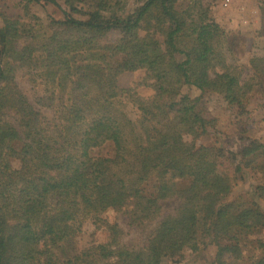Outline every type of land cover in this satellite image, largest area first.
<instances>
[{"label": "trees", "instance_id": "obj_1", "mask_svg": "<svg viewBox=\"0 0 264 264\" xmlns=\"http://www.w3.org/2000/svg\"><path fill=\"white\" fill-rule=\"evenodd\" d=\"M60 1L26 0L24 18L0 12V131L14 125L22 141L18 152L0 150L6 264H174L197 241L214 248L212 264H264V150L233 155V178L206 170L227 154L206 97H219L234 119L257 99L264 115V42L243 83L227 33L198 0ZM31 10L42 14L35 23ZM112 32L119 37L104 43ZM140 32L161 37L163 52L142 53ZM22 72L43 92L20 89ZM136 72L149 98L118 86ZM125 100L147 119V135L135 133ZM104 147L110 157L94 155ZM238 175L251 185L234 195ZM169 200L176 205L163 213ZM114 207L143 232L142 245L122 243V228L105 218ZM87 223L110 232V242L64 259L63 242Z\"/></svg>", "mask_w": 264, "mask_h": 264}, {"label": "rangeland", "instance_id": "obj_2", "mask_svg": "<svg viewBox=\"0 0 264 264\" xmlns=\"http://www.w3.org/2000/svg\"><path fill=\"white\" fill-rule=\"evenodd\" d=\"M25 1L26 0H0V12L10 17H25ZM63 4L60 0H58ZM229 6H224L225 0H198L196 6L198 8H208L212 18L227 33L230 41V52H228V60L235 65L241 72L242 82H247L252 77L250 66V53L254 50V46L258 42H264V36L261 30L264 25V0H230ZM208 4V6H206ZM47 12L56 18H61L60 14L54 12V9L47 7ZM42 16L41 13L31 10L30 18L27 21L35 23L33 17ZM39 23V22H38ZM143 39L142 53L156 56L163 52L162 39L158 35L139 33ZM119 37L117 32H112L104 41V43H112ZM179 62L184 60L183 55H177ZM17 83L29 97L33 92H43V88L33 89L35 86L28 82L26 72L18 74ZM143 72L124 73L118 78V86L120 88L134 87L141 97L149 98L152 91L143 86ZM183 94H187L192 98L199 96L200 92L195 88L184 87ZM208 99L207 107L210 117L217 120L216 131L222 134V140L227 154L223 157L213 156L207 164L206 170L210 173L218 174L233 178L234 169L237 161L233 155L251 153L258 150H264V115L260 114V106L257 99H254L249 105V114L242 119L233 118L230 110H227L222 100L217 96L206 97ZM125 109L129 114L134 126L135 133L138 136H145L150 132V125L141 112L129 101L125 100ZM44 118L51 120L52 114L48 110L42 111ZM191 121V119L189 120ZM212 139L208 140V143ZM22 147L20 133L14 125H8L0 131V150L7 152H18ZM96 156L110 157L112 150L110 147H104L94 152ZM239 156V157H240ZM237 179H242L244 183H239L234 191L237 193H246L251 185L248 176L244 179L241 175ZM238 183V182H237ZM105 192L104 190L101 193ZM176 200H169L163 203V213H169L176 205ZM105 218L110 224H118L124 231L122 243L127 246L142 245L146 241L143 232L129 228L125 225L123 215L117 208H111L105 213ZM264 239V238H263ZM111 233L107 230H96L90 223L82 228V231L74 238L63 242L61 254L64 259H70L82 250L91 245L105 244L110 242ZM214 258V248L207 245L206 242L197 241L192 243L186 250L182 261L174 264H212ZM7 255L0 254V264H6Z\"/></svg>", "mask_w": 264, "mask_h": 264}, {"label": "built area", "instance_id": "obj_3", "mask_svg": "<svg viewBox=\"0 0 264 264\" xmlns=\"http://www.w3.org/2000/svg\"><path fill=\"white\" fill-rule=\"evenodd\" d=\"M230 2H231L230 0H225L224 6H229Z\"/></svg>", "mask_w": 264, "mask_h": 264}, {"label": "crops", "instance_id": "obj_4", "mask_svg": "<svg viewBox=\"0 0 264 264\" xmlns=\"http://www.w3.org/2000/svg\"><path fill=\"white\" fill-rule=\"evenodd\" d=\"M208 4H209V3H207V5H206V6H208Z\"/></svg>", "mask_w": 264, "mask_h": 264}]
</instances>
